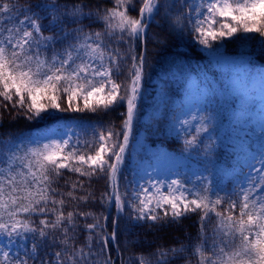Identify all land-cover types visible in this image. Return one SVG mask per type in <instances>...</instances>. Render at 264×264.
Instances as JSON below:
<instances>
[{"label": "snow or ice", "instance_id": "snow-or-ice-1", "mask_svg": "<svg viewBox=\"0 0 264 264\" xmlns=\"http://www.w3.org/2000/svg\"><path fill=\"white\" fill-rule=\"evenodd\" d=\"M110 4L0 0V108L29 120L50 111L124 109L119 125L90 126V135L68 128L0 140V264H117L110 244L118 240L120 219L155 225L189 214L199 221L187 244L121 255L119 264H193V257L195 264H264V63L257 67L252 53L230 58L222 47L226 38L246 46L259 37L264 58V0ZM158 20L186 32L223 69L218 82L190 83L184 99L168 109V133L182 137L179 155L153 153L134 136L148 34ZM162 103L168 108L166 94ZM224 119L239 133L229 137L235 177L231 187H213L203 172L180 166L195 155L217 167V141L224 145L228 135ZM163 158L176 164L161 179ZM109 208L117 213L111 231Z\"/></svg>", "mask_w": 264, "mask_h": 264}, {"label": "trees", "instance_id": "trees-1", "mask_svg": "<svg viewBox=\"0 0 264 264\" xmlns=\"http://www.w3.org/2000/svg\"><path fill=\"white\" fill-rule=\"evenodd\" d=\"M26 0H18V3L23 5ZM34 2V0H33ZM90 6L107 5L111 6L110 0H86ZM135 14V13H133ZM87 23V22H86ZM234 42V44H233ZM227 51L232 53H252L253 59L258 64L264 63V58L259 57L260 39L256 38L255 44L249 39L247 46L242 48L240 39H227ZM141 45H137V51L141 50ZM147 57L148 61L145 68L144 79L142 81V93L147 91L151 81L159 77L165 83L167 90L171 89L174 84H178V89L185 85L187 80L192 76H201L200 65H203L205 70L213 72L216 80H221L223 77L220 72L212 67V62L208 56L200 51L198 44L194 43L191 37L185 32L181 34L179 31H173L162 22H153L147 39ZM173 94V92H171ZM179 93V92H178ZM140 116L135 125L134 136L136 137L138 129L143 126L141 122L142 116L147 110L145 101L142 97L139 102ZM123 108H118L115 111L105 113H90V112H58L50 111L43 114L42 118L29 120L22 112L6 111L0 108V140L8 139H27L30 138L39 127H49L57 121H74L80 124L81 135L91 134L90 126H99L101 123L107 124L108 121H115L119 125L121 117L119 112ZM226 115V113H225ZM224 128L227 126V137L224 145H219L215 155L212 158L217 167L209 164V169L214 177L220 179L222 172L230 166L229 159L224 157L226 144L229 137L234 139L233 131L228 127V120L224 119ZM163 143L170 148L181 150V141L173 137H161ZM130 174V173H129ZM97 191L104 189V181L101 180L97 185ZM103 211V209H98ZM110 219L108 221V231L112 230V219L117 217L114 208L107 209L106 213ZM199 216L197 214H189L179 223H157L153 225L151 222L140 224L128 223L125 219L119 221L118 240L110 244L111 255L119 264V258L122 255L127 257L133 252H151L157 246H173L177 242L188 243L187 237H195L198 231ZM31 244V241L29 240ZM193 264L195 258L193 257ZM173 264H183V260L174 261Z\"/></svg>", "mask_w": 264, "mask_h": 264}, {"label": "rangeland", "instance_id": "rangeland-1", "mask_svg": "<svg viewBox=\"0 0 264 264\" xmlns=\"http://www.w3.org/2000/svg\"><path fill=\"white\" fill-rule=\"evenodd\" d=\"M227 39L234 40L237 38H226L225 39V41L223 42V46H222L224 54L230 58H239L241 54H236V53L227 51V48H226ZM246 46L243 44L242 48H245ZM198 48L200 49V51L205 53L212 60V58L210 57L213 55L212 53H208L207 50H205L200 45H198ZM217 67L219 66L217 65ZM221 70L223 71V69ZM199 80L201 79H198L197 77H193L192 79H190L189 82L184 87L181 95L178 94L179 89H178L177 83L174 84V86L171 89L166 90L164 88V83L159 78H155L151 81L153 85L148 86L146 93L143 94L142 96V99L145 100L147 110L141 118V122L143 123V126L140 129H138V132L136 135V139L140 141V143L144 146V148L149 149L153 153L155 152L165 153L166 152V153H170L174 155L180 154V151L171 150L156 139L164 135H168V136H172L176 138L175 133L169 134L167 130L168 109L171 107L172 103H179L181 100L184 99L185 89L189 86L190 83L194 81H199ZM171 92H173V94ZM165 94L167 95L168 101H169L168 108H166L165 105L162 103V100ZM193 111H195V109H193ZM68 128H71L73 132L80 135L79 129L81 128V126L79 123L74 122V121H58L56 124H53L49 128L47 127V128L36 129L35 132H33L31 137L40 136V135H55L58 133V131L64 132ZM236 135L238 136V139H239L238 132H236ZM181 140H182V137H181ZM132 143H133V146H135L136 140H133ZM233 147L234 145L232 143L228 145V156L231 157L233 166L232 168H229L224 173L223 178L221 182L219 183H216V181L212 180L211 175H209L207 172L204 171L205 168L203 167V165H201V160L205 161L203 157H197L193 155L191 158H189L185 163H183L180 166V171L187 172L188 174H191V172L193 171L203 172V174L208 176L209 179L212 181L213 187H215L217 184H223L227 186L229 185V187H231L230 181L233 180L235 177L234 169H235V164H236V153L232 151ZM142 155H144L143 148L139 152L138 156H142ZM175 164H176V161L170 160L168 158H163L160 161L161 172H160L159 178L161 179L165 178L167 176L166 168L172 167ZM134 168H135V161L130 160L129 166H128V174L130 173L129 176H131L132 174L131 170H133ZM26 243L28 244V241ZM18 246L19 245L17 244V245H13L12 247L13 249H15Z\"/></svg>", "mask_w": 264, "mask_h": 264}]
</instances>
